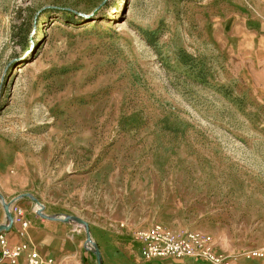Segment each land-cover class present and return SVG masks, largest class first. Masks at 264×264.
Instances as JSON below:
<instances>
[{"label": "rangeland", "instance_id": "obj_1", "mask_svg": "<svg viewBox=\"0 0 264 264\" xmlns=\"http://www.w3.org/2000/svg\"><path fill=\"white\" fill-rule=\"evenodd\" d=\"M0 194L45 264H98L64 216L103 264L154 224L264 249V0H0Z\"/></svg>", "mask_w": 264, "mask_h": 264}, {"label": "built area", "instance_id": "obj_2", "mask_svg": "<svg viewBox=\"0 0 264 264\" xmlns=\"http://www.w3.org/2000/svg\"><path fill=\"white\" fill-rule=\"evenodd\" d=\"M14 223H21L18 235L25 241L11 246L6 232L0 233V264H45L40 253L26 241L30 222L25 218L22 209L11 207ZM13 223V224H14ZM141 247L146 262L155 260H192L204 261L208 264H230L229 259L220 256L217 251L216 239L207 232L186 230L174 232L159 224L140 229L133 235ZM252 258H264V249L249 252Z\"/></svg>", "mask_w": 264, "mask_h": 264}, {"label": "crops", "instance_id": "obj_3", "mask_svg": "<svg viewBox=\"0 0 264 264\" xmlns=\"http://www.w3.org/2000/svg\"><path fill=\"white\" fill-rule=\"evenodd\" d=\"M8 243L11 246H15L20 244L21 242L25 241V239H21L18 235V231L16 233L10 232L6 233ZM34 241L39 243V250L34 244ZM26 241L30 242V244L33 246L35 250H37L39 253L41 252L45 257H49V255L52 254L51 249L53 247H58L62 246L60 240L57 238L53 237L52 235H48L46 233H42L36 230V228L32 227L28 230L27 232V238ZM217 247L216 251L217 253L225 257L224 255L221 254L219 251V244L216 240ZM51 251V252H50ZM226 258V257H225ZM154 263V264H208L204 261H192V260H178V259H167V260H155L147 263ZM230 264H264V258H240V259H235V260H229Z\"/></svg>", "mask_w": 264, "mask_h": 264}, {"label": "water", "instance_id": "obj_4", "mask_svg": "<svg viewBox=\"0 0 264 264\" xmlns=\"http://www.w3.org/2000/svg\"><path fill=\"white\" fill-rule=\"evenodd\" d=\"M0 199H1L2 203H3L5 214H6V218H7V223L4 224V225H0V233H1V232L10 231L12 229L13 223H14V217H13V214L11 212V207H12L13 204L12 203H6V201L3 199L1 194H0ZM38 213L41 216H43L44 218L49 219L51 221L62 220L61 217H59L58 215L50 216V217L45 215L43 213V209L42 208L39 209ZM63 221L65 223L78 225V226L82 227L85 230V232H86L85 249L87 251L94 252V254L96 255L98 264H103V261H102V258H101V253H100V249L92 241L91 234H90V231H89V224L86 221H84L83 219H81L79 217H75V216H64L63 217Z\"/></svg>", "mask_w": 264, "mask_h": 264}]
</instances>
